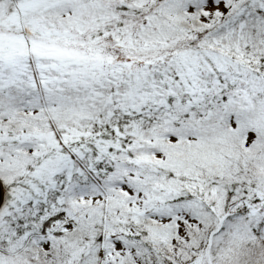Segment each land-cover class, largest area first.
Here are the masks:
<instances>
[{"label": "snow or ice", "instance_id": "1", "mask_svg": "<svg viewBox=\"0 0 264 264\" xmlns=\"http://www.w3.org/2000/svg\"><path fill=\"white\" fill-rule=\"evenodd\" d=\"M0 264H264V0H0Z\"/></svg>", "mask_w": 264, "mask_h": 264}]
</instances>
